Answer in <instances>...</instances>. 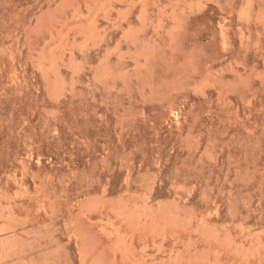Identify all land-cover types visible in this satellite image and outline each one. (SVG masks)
<instances>
[{"label":"rangeland","instance_id":"obj_1","mask_svg":"<svg viewBox=\"0 0 264 264\" xmlns=\"http://www.w3.org/2000/svg\"><path fill=\"white\" fill-rule=\"evenodd\" d=\"M0 264H264V0H0Z\"/></svg>","mask_w":264,"mask_h":264}]
</instances>
